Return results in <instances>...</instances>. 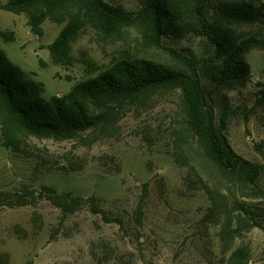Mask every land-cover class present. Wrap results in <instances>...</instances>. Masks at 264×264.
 Instances as JSON below:
<instances>
[{"label": "rangeland", "instance_id": "obj_1", "mask_svg": "<svg viewBox=\"0 0 264 264\" xmlns=\"http://www.w3.org/2000/svg\"><path fill=\"white\" fill-rule=\"evenodd\" d=\"M105 1L139 9L136 0ZM63 27L47 21L38 37L25 15L0 10V50L42 85L46 100L68 95L120 59L187 71L168 50L188 59L193 54L200 66L212 53L203 38L165 39L162 49H144L135 29L105 39L87 28L71 47V65L60 66L49 46ZM253 31L264 36L263 26ZM247 60L252 75L243 87L215 90L206 70L200 67L199 74L219 130L238 155L262 168L264 192V107L256 104L264 50L251 51ZM182 124L180 92L159 89L119 108L110 125L70 140L29 137L16 149L7 146L0 126V195L7 194L0 196V264H229L237 250L246 253L247 264H264V194L245 196L236 183L207 174L195 160L198 143L187 133L180 153ZM48 188L81 198V206L64 214ZM15 194L28 204L19 205ZM92 203L121 223L105 222ZM229 216L235 237L225 232Z\"/></svg>", "mask_w": 264, "mask_h": 264}, {"label": "trees", "instance_id": "obj_2", "mask_svg": "<svg viewBox=\"0 0 264 264\" xmlns=\"http://www.w3.org/2000/svg\"><path fill=\"white\" fill-rule=\"evenodd\" d=\"M136 1L137 11L105 0L0 1V10L25 15L31 32L38 37L44 35L43 25L47 21L64 25L49 46L55 65H71V47L87 28L105 39L119 38L128 29H135L144 49H162L165 39L183 40L187 36L203 38L212 48L202 66L193 54L188 59L168 50L183 62L187 71L144 59H120L98 77L78 84L68 95L50 100L42 97V85L30 80L0 50V126L7 146L18 149L23 139L29 137L73 139L91 129L110 125L117 119V110L128 102L141 101L159 89H175L180 92L183 118L177 144L180 153L185 152L187 144L183 138L187 133L198 143L194 155L202 170L236 183L245 196L259 198L264 194L259 185L262 168L238 155L219 130L199 70L200 67L206 70L215 90L243 87L251 81L247 56L253 50H264V36L253 31L255 27H264V0ZM257 88L256 104L264 107V82L258 83ZM46 190L51 193L52 203L64 214H71L81 206V198ZM0 196L7 198V194ZM15 198L21 206L28 204L26 196L15 194ZM91 206L93 213L100 214L105 222L121 223L97 204ZM137 214L142 216V208ZM225 232L236 236L230 216ZM247 262L243 250L235 251L229 259V264Z\"/></svg>", "mask_w": 264, "mask_h": 264}]
</instances>
